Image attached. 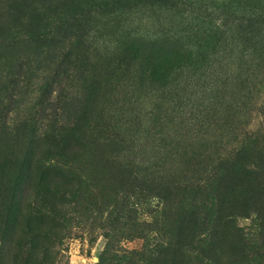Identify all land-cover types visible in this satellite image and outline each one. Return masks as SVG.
Returning a JSON list of instances; mask_svg holds the SVG:
<instances>
[{"label":"rangeland","instance_id":"374dc122","mask_svg":"<svg viewBox=\"0 0 264 264\" xmlns=\"http://www.w3.org/2000/svg\"><path fill=\"white\" fill-rule=\"evenodd\" d=\"M0 264H264V0H0Z\"/></svg>","mask_w":264,"mask_h":264}]
</instances>
